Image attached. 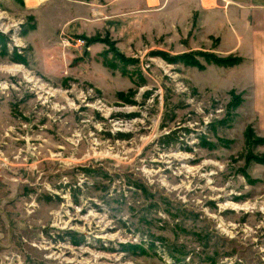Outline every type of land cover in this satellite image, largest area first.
<instances>
[{"label": "rangeland", "instance_id": "374dc122", "mask_svg": "<svg viewBox=\"0 0 264 264\" xmlns=\"http://www.w3.org/2000/svg\"><path fill=\"white\" fill-rule=\"evenodd\" d=\"M252 1L0 0V264H264Z\"/></svg>", "mask_w": 264, "mask_h": 264}, {"label": "crops", "instance_id": "0c3cea01", "mask_svg": "<svg viewBox=\"0 0 264 264\" xmlns=\"http://www.w3.org/2000/svg\"><path fill=\"white\" fill-rule=\"evenodd\" d=\"M237 4H242L241 1L242 0H234ZM247 1V0H246ZM249 1V0H248ZM253 3L252 4H247L250 8V11L252 12L253 16L252 18L254 19L253 22H255L256 24H260V25H264V19H260L259 18V15H256L257 14V8H263L262 10H264V0H253L252 1ZM255 32H251L253 34V37L254 38H257V33L258 31L257 30H254ZM261 37L264 38V32H261ZM264 45V43H263Z\"/></svg>", "mask_w": 264, "mask_h": 264}, {"label": "built area", "instance_id": "2783aa9c", "mask_svg": "<svg viewBox=\"0 0 264 264\" xmlns=\"http://www.w3.org/2000/svg\"><path fill=\"white\" fill-rule=\"evenodd\" d=\"M84 43H85V40L82 39L81 37H76V38H73L72 40L66 41V44L69 47H73V48L82 47L84 45Z\"/></svg>", "mask_w": 264, "mask_h": 264}, {"label": "trees", "instance_id": "16d2710c", "mask_svg": "<svg viewBox=\"0 0 264 264\" xmlns=\"http://www.w3.org/2000/svg\"><path fill=\"white\" fill-rule=\"evenodd\" d=\"M4 38H6V36L2 33H0V44H4L6 42H4ZM1 46V45H0ZM2 47V46H1Z\"/></svg>", "mask_w": 264, "mask_h": 264}, {"label": "bare ground", "instance_id": "6f19581e", "mask_svg": "<svg viewBox=\"0 0 264 264\" xmlns=\"http://www.w3.org/2000/svg\"><path fill=\"white\" fill-rule=\"evenodd\" d=\"M100 236H102V235H100Z\"/></svg>", "mask_w": 264, "mask_h": 264}]
</instances>
